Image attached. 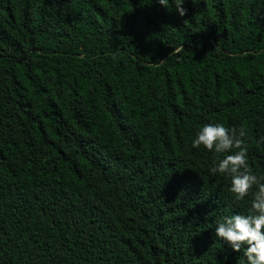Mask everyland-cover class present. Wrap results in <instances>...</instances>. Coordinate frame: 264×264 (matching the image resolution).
<instances>
[{"label": "trees", "instance_id": "1", "mask_svg": "<svg viewBox=\"0 0 264 264\" xmlns=\"http://www.w3.org/2000/svg\"><path fill=\"white\" fill-rule=\"evenodd\" d=\"M0 0V264H246L204 124L264 176V0ZM255 190V189H254Z\"/></svg>", "mask_w": 264, "mask_h": 264}, {"label": "clouds", "instance_id": "2", "mask_svg": "<svg viewBox=\"0 0 264 264\" xmlns=\"http://www.w3.org/2000/svg\"><path fill=\"white\" fill-rule=\"evenodd\" d=\"M157 2L167 7L169 0ZM183 3L184 0H175L180 17L187 14ZM191 146L203 147L221 157L209 168V173L229 178L228 192L234 201H244L251 194L247 213L221 217L216 222L215 237L226 242L234 252L243 248L246 264H264V176H258L249 165L245 129L207 123L196 132Z\"/></svg>", "mask_w": 264, "mask_h": 264}]
</instances>
